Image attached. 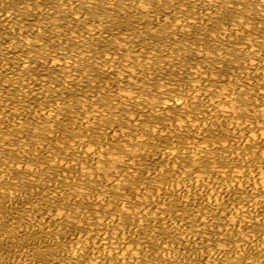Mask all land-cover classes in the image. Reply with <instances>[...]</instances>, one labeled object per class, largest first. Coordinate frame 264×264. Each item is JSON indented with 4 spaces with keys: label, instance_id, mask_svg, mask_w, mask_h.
Masks as SVG:
<instances>
[{
    "label": "bare ground",
    "instance_id": "bare-ground-1",
    "mask_svg": "<svg viewBox=\"0 0 264 264\" xmlns=\"http://www.w3.org/2000/svg\"><path fill=\"white\" fill-rule=\"evenodd\" d=\"M0 264H264V0H0Z\"/></svg>",
    "mask_w": 264,
    "mask_h": 264
}]
</instances>
